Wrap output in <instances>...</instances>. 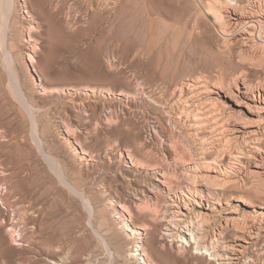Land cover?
Listing matches in <instances>:
<instances>
[{
	"label": "rangeland",
	"instance_id": "obj_1",
	"mask_svg": "<svg viewBox=\"0 0 264 264\" xmlns=\"http://www.w3.org/2000/svg\"><path fill=\"white\" fill-rule=\"evenodd\" d=\"M83 1L0 7V264H217L165 235L179 187L155 181L167 170L187 185L201 151L220 175L203 228L227 241L259 224L240 264H264V111L237 92L264 89V43L206 14L257 0ZM187 79L199 86L179 101ZM168 106L203 126L175 124Z\"/></svg>",
	"mask_w": 264,
	"mask_h": 264
},
{
	"label": "bare ground",
	"instance_id": "obj_2",
	"mask_svg": "<svg viewBox=\"0 0 264 264\" xmlns=\"http://www.w3.org/2000/svg\"><path fill=\"white\" fill-rule=\"evenodd\" d=\"M10 1L9 0H0V5H1L0 7H1L2 11L4 10L6 12L8 10ZM101 2H102V4L105 3L104 1H101ZM92 3L93 2L90 1V4H92ZM116 3H115V5H116ZM99 5H101V4H99ZM109 5H110V3L108 4V6ZM94 6H96V5H94ZM97 7L101 8L99 6H97ZM112 7H117V6L113 5ZM246 7H247V5L240 3L239 6H236L233 9L231 8V10L227 11L226 13H214L213 8L211 6H209L206 9V14L213 17L214 22H216V23L218 22L222 26L223 34L225 36H228L230 38L235 39L234 41H241L243 44H247L251 41L264 43V1L263 0H257V1H255L252 8L248 7V9H247ZM105 9H107V8H105ZM88 12H90V11H88ZM147 12L148 11H146V13ZM5 15H3V17ZM147 15H149V17L151 16L148 13H147ZM85 17H86V15H85ZM93 17L94 18L96 17L95 14L93 15ZM152 17H153V15L150 18L153 19ZM94 18H93V20H94ZM96 19H97V17H96ZM110 19H112V18H110ZM90 21H91L90 24L91 25L94 24V26H95L96 20H94L95 22L93 21L94 23H92V20H90ZM7 24H8V22L6 19V22L3 24L1 31H0V39L2 42L1 45L3 46V49L5 51H6V48H5L4 37H5L6 30L8 28ZM136 33H138V31ZM29 61L32 64H34V62H36V59L32 55H30ZM198 86H199V83L197 81L191 80V79H187V80L181 82L180 85L179 86L177 85V88H175L174 94H176V99L178 98L179 101L182 100L184 102L183 99H189L191 96H193L192 94H194V92L197 90ZM16 89L18 90V88H16ZM17 90H16V92H17ZM237 92H238V95L245 97L248 100V102L251 103L250 105L253 104L259 110L264 111V89L263 88H255L251 91H249V89L247 90L246 88H245V90H242V88H240ZM20 96H22V95H20ZM26 106H28V105L26 104ZM185 106L188 108L189 104H187ZM168 107H170V106H168ZM191 108H192V106H191ZM174 110H173V108L170 107L168 112H169V114L172 115L175 124L179 123L182 125L181 127H183V125H184V126H186V128L188 127L190 131H195V132L197 131L199 126L201 128L202 124L200 121H197L196 118H193L194 123L189 122V118L187 117V115H188L187 113L189 111L187 113H185L186 111L184 112L183 110L180 112H176ZM189 115H190V113H189ZM239 130L236 129V132H239ZM256 136H257V134H256ZM40 144H41V141H40ZM201 144H204V143H201ZM202 149H203V147H202ZM254 151H256V150H254ZM251 153H253V150ZM205 154H206L205 151L204 152L201 151L199 158L201 159V161H202L201 165H203V166L201 167V166L195 165L193 171L187 172L186 179H187L188 184L183 186V187H182L183 184L178 185L179 180L176 181L174 179V176L172 174H170L169 172H167V170L166 171L162 170L161 172L156 171L157 175H155V181L158 182L156 184L157 186L160 187V186L165 185L169 189H173L174 187H177V189H178V187H179V190L174 195H171L170 198L167 201H165V203L163 204V207H164L163 209L165 211L164 212L165 213L164 220L167 223L165 235L168 236L169 238H171V240L176 241L177 243L181 242V244L189 246L192 250H193V248H195L197 250V252L198 253L201 252V254L203 256H205L204 253H209V256L214 258V260L217 262V264H240V262L243 260V257L247 251L248 245L253 244L252 241L254 238L258 237V235L260 233L259 231L261 230L262 226L259 227L258 226L259 224L256 225L254 223L252 226L250 225V227H249L250 230H249V233L247 232L248 233L247 236L238 235V236H235L232 239H229L227 241L224 240V238L221 239L220 233L219 234L214 233L213 235H210L209 234L210 232L208 233V230L206 231V229L203 228L207 219H209V217L213 213H215L217 210L216 205L219 202L216 200V198L213 197L214 196L213 194L216 193V188H218V187L215 186L216 184H214V183L218 182L220 180V175L218 173V170H216L213 166L215 164V162L208 160V158L205 157ZM138 155H139V153L137 151H134L131 153L130 157H131V161H132L133 165L137 163V161H136L137 157L136 156H138ZM250 157H252V159H253L252 154L242 153V158H249L250 159ZM201 161H200V163H201ZM254 163H255V161H254ZM255 167L260 168V165H258V163H256ZM202 181H204L207 184V186L202 184L201 183ZM208 185L212 186L214 188L210 189V188H208ZM157 186L156 187L154 186L153 188L158 189ZM209 198L213 199L212 203H209L210 202L208 200ZM205 203H207V204H205ZM122 210H123V208H122ZM234 222H235V218L231 217V216H226V218L224 219L225 227L226 226L228 227V225H231V223H234ZM124 226L128 227V223L124 222ZM130 231L132 232L133 236L134 235L136 236L137 234L140 235L138 230L133 229ZM141 241H142L141 238H138V242L136 245L137 249H134L130 255L135 257V258H138L141 261H143V259H144V257H146V255H144L143 253H139L140 251L143 250V249L141 250V248H142V246L140 245ZM202 251H205V252H202ZM149 262L147 261V259L144 260L145 264H150L151 262L150 263ZM45 264H57V262H55V261L50 262L49 261V262H46Z\"/></svg>",
	"mask_w": 264,
	"mask_h": 264
}]
</instances>
